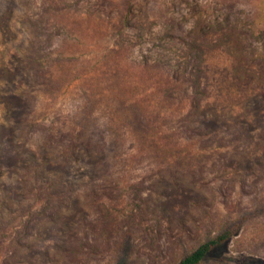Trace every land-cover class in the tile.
<instances>
[{
	"label": "rangeland",
	"instance_id": "1",
	"mask_svg": "<svg viewBox=\"0 0 264 264\" xmlns=\"http://www.w3.org/2000/svg\"><path fill=\"white\" fill-rule=\"evenodd\" d=\"M113 1L64 3L98 20L96 33L77 27L73 54L123 48L118 77L90 70L48 101L33 94L43 82L32 59L58 49L62 33L45 34L43 0H0L12 26L0 93L18 86L28 112L13 122L0 104V264H177L235 223L199 264H264V0H133L127 17ZM196 74L205 93L192 116ZM97 86L111 98L94 114L122 102L145 112L155 158L140 156L126 127L116 138L101 122L87 149L64 152L58 132ZM45 160L62 180L58 205L33 173Z\"/></svg>",
	"mask_w": 264,
	"mask_h": 264
},
{
	"label": "trees",
	"instance_id": "2",
	"mask_svg": "<svg viewBox=\"0 0 264 264\" xmlns=\"http://www.w3.org/2000/svg\"><path fill=\"white\" fill-rule=\"evenodd\" d=\"M44 8L40 12V18L44 19L43 27L46 30V33H49V30L54 28L60 30L62 38L59 39L60 45L58 49H48L42 51L41 56H35L32 61L37 62L39 65L38 73L42 76L43 87L39 84L36 89H34L33 94H42L43 100L51 99L50 92L61 88L63 84L67 81H71L81 75L87 74L90 70H98L102 78H105L107 74H112L116 78L118 77L119 69L118 64L120 62V56L123 55V48L119 50L113 49H104L101 51L98 50L93 56H85L83 53H75V46L79 43L80 36L77 35V27H81L82 36L87 34L89 30H92V33H96L99 30L96 28H91L92 20L96 21L97 19H92L89 15L81 13V11L73 10V5L64 3L63 1L58 0H43ZM106 4L113 5V0H106ZM132 2L133 0H122L121 7L123 8L125 15L132 11ZM10 10H5L0 14V44H5L6 40L11 34V23H10ZM98 21V20H97ZM59 34V33H57ZM47 37H50L49 34H46ZM195 44V43H194ZM195 56H198L202 53L201 45L195 44L194 48ZM44 57V61L42 63ZM199 62L201 60V55L198 56ZM197 58V57H196ZM199 65V63H198ZM197 65L196 72L200 71V66ZM196 76V77H195ZM102 81V80H101ZM194 87L193 94L191 95L190 101H196L192 105L194 112L190 115L196 116L200 112L199 100L201 96L205 93L202 91L197 74L194 75ZM182 87V86H181ZM92 88V87H91ZM90 100L83 101L82 107L77 111L78 116L71 118L70 126L67 131L58 132L60 137V142L68 141V146L64 149L66 154L76 150L77 148H88L90 145V133L93 127L97 126L98 122L108 126L107 128L111 131H115L116 138L130 132L133 135L130 142H139L137 145V150L141 155L149 158L157 156L156 152L152 148L158 144L156 136L152 129L144 128L149 120L145 116V112L142 109H139L138 105L121 103V107L115 103H111L108 111L106 109L99 110L98 113H95V108H98L99 104L104 99L110 101L111 93L107 89H101L93 87ZM110 90V89H109ZM185 90V89H184ZM108 91V92H107ZM49 92V94H48ZM114 101V100H113ZM0 104L10 111L12 115L13 122H17L23 114L28 116V112H25L26 98L24 93L19 89L18 86H7L6 89L0 93ZM101 111V113H100ZM107 113V115H106ZM189 115V116H190ZM30 117V116H29ZM27 126H33L39 121L29 118L26 119ZM104 122V123H103ZM97 124V125H96ZM115 126V127H113ZM126 127L125 132H122L120 129ZM115 138V139H116ZM116 141V140H115ZM131 144V143H130ZM136 146V145H135ZM151 149V151H149ZM144 151L146 155L144 154ZM56 166V162L53 160H45L39 164L34 165V175L41 179V190L47 191L49 194L50 189H55V195L57 196V205L63 201L64 197L62 196L63 186L62 180L60 179V174L57 175L54 173V176H50L53 167ZM56 172V171H55ZM35 177V178H36ZM38 179V178H37ZM7 191H5L4 196H6ZM241 223H235L231 227H228L215 235L214 237L202 242L198 245L190 254L186 255L178 261L177 264H199L208 254V252L214 248L216 245H219L227 241L233 234H235L240 228Z\"/></svg>",
	"mask_w": 264,
	"mask_h": 264
}]
</instances>
